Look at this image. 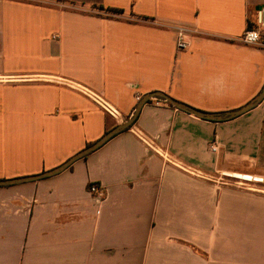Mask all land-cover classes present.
<instances>
[{"label": "crops", "instance_id": "0c3cea01", "mask_svg": "<svg viewBox=\"0 0 264 264\" xmlns=\"http://www.w3.org/2000/svg\"><path fill=\"white\" fill-rule=\"evenodd\" d=\"M260 12L264 0H0V180L62 165L132 117L136 95L207 113L247 105L264 88V50L240 39ZM176 26L191 30L186 51ZM150 101L64 172L0 187V264H264V183L238 184L264 178V100L221 122ZM135 131L199 175L166 164Z\"/></svg>", "mask_w": 264, "mask_h": 264}, {"label": "built area", "instance_id": "2783aa9c", "mask_svg": "<svg viewBox=\"0 0 264 264\" xmlns=\"http://www.w3.org/2000/svg\"><path fill=\"white\" fill-rule=\"evenodd\" d=\"M259 17L260 19L257 23L258 27L247 29V31L240 39V42L245 45L264 50V19H262V12H260ZM174 30L177 35V39H176L177 50L179 52L186 51L190 45L187 36L191 30H189L185 26H176L174 27ZM55 38L56 37H54V39ZM73 88L79 91L80 93H82L83 95H85L88 99H90L93 103H95L99 108H101L105 113H107L115 120L118 121L121 119L122 115L120 111L100 93H97L96 91H93L92 89L81 85L73 86ZM136 100L139 103L142 100V96L136 95ZM157 103L159 102L157 101ZM134 134L149 150L153 151L155 154L160 156L166 164L172 165L190 175H194V176L199 175V171H197L195 167L188 165L187 163L183 162L176 156L172 155L168 150L159 146L155 139L151 138L150 136L146 135L141 131H135ZM211 150L212 152H217L219 150L218 145L216 143H212ZM238 181H239L238 184L241 187L252 189L253 187H251V184L253 183L262 184L264 183V178L245 175V176H241ZM89 194L92 195L93 197L98 198L101 202H104L106 199L105 187L97 182H92L90 184Z\"/></svg>", "mask_w": 264, "mask_h": 264}, {"label": "water", "instance_id": "95a60500", "mask_svg": "<svg viewBox=\"0 0 264 264\" xmlns=\"http://www.w3.org/2000/svg\"><path fill=\"white\" fill-rule=\"evenodd\" d=\"M158 98L163 99L166 103H168V104L176 107L177 109L182 110L188 114H191L195 117H198V118H201L204 120H208V121L221 122V121H226V120H231V119L237 118V117L249 112L250 110L254 109L255 107H257L264 100V88L261 91V93L255 99H253L251 102H249L247 105L241 107L240 109H237L234 111H229V112H224V113H207V112L197 110L193 107H190L184 103H181V102L171 98L170 96H168L167 94L162 93V92H154V93L147 94L138 103L132 117H130L125 123L118 124L112 130L105 133V135L102 138H100L98 141L90 144L84 150L80 151L79 153H77L76 155H74L73 157L68 159L62 165H60V166H58L52 170L45 171L44 173H41L39 175L28 176V177H23V178H18V179L0 180V187L39 181V180H43L46 178L56 176V175L64 172L70 166H72L75 162H77L80 159L86 158L88 155L99 150L107 142H109L111 139H113L116 135H118L121 132L130 128L136 122L139 114L141 113L142 108L150 100L158 99Z\"/></svg>", "mask_w": 264, "mask_h": 264}, {"label": "trees", "instance_id": "16d2710c", "mask_svg": "<svg viewBox=\"0 0 264 264\" xmlns=\"http://www.w3.org/2000/svg\"><path fill=\"white\" fill-rule=\"evenodd\" d=\"M101 10H105L106 12H110V13H114V14H122L123 13V11L122 10H119V9H104V8H101ZM257 25V24H256ZM256 25H249V27H248V29H250V28H256V27H258V25L256 26ZM158 100L159 101H161V102H165L163 99H161V98H158ZM148 103H151V101H149ZM166 103V102H165ZM170 105V104H169ZM172 106V105H171ZM135 124V123H134ZM134 124L130 127V128H128L127 130H129V129H131L133 126H134ZM90 145V144H89Z\"/></svg>", "mask_w": 264, "mask_h": 264}, {"label": "rangeland", "instance_id": "374dc122", "mask_svg": "<svg viewBox=\"0 0 264 264\" xmlns=\"http://www.w3.org/2000/svg\"><path fill=\"white\" fill-rule=\"evenodd\" d=\"M257 26V25H256Z\"/></svg>", "mask_w": 264, "mask_h": 264}]
</instances>
